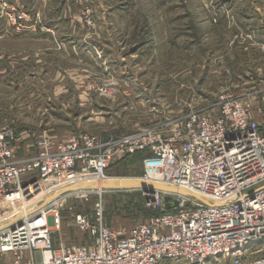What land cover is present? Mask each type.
Returning <instances> with one entry per match:
<instances>
[{
	"label": "rangeland",
	"instance_id": "1",
	"mask_svg": "<svg viewBox=\"0 0 264 264\" xmlns=\"http://www.w3.org/2000/svg\"><path fill=\"white\" fill-rule=\"evenodd\" d=\"M263 38L264 0H0V130L13 131L14 147H37L46 137L52 151L71 134L109 141L147 128L170 131L223 98L264 120ZM142 174L137 156L108 177ZM74 179L51 194L66 203L56 245L87 239L74 225L80 212L95 218L101 209L108 225L125 234L161 215L135 211L142 198L147 204L142 191L61 194ZM225 263L231 264H205Z\"/></svg>",
	"mask_w": 264,
	"mask_h": 264
},
{
	"label": "built area",
	"instance_id": "2",
	"mask_svg": "<svg viewBox=\"0 0 264 264\" xmlns=\"http://www.w3.org/2000/svg\"><path fill=\"white\" fill-rule=\"evenodd\" d=\"M11 28L25 30L15 23ZM102 137L71 134L55 152L43 137L36 156L17 161L13 131L0 130V254L11 256L10 264H264V121L252 119L238 100L223 98L210 111H193L170 131ZM136 154L144 157L143 179L186 187L208 202L173 196L180 208L126 234L111 228L101 209L95 218L80 212L74 225L87 243L56 245L66 203L58 198L42 206L44 196L57 191L53 185L107 180L115 163ZM144 196L148 208L165 211V194Z\"/></svg>",
	"mask_w": 264,
	"mask_h": 264
},
{
	"label": "water",
	"instance_id": "3",
	"mask_svg": "<svg viewBox=\"0 0 264 264\" xmlns=\"http://www.w3.org/2000/svg\"><path fill=\"white\" fill-rule=\"evenodd\" d=\"M111 190H132V191H142L144 193H153L160 192L165 194V211H171L173 209L180 208V202L173 198V196H182L187 198H193L197 201L204 202L206 201L202 198H198L192 195H189L183 190L176 189L173 187H168V185H159L150 183L143 178H110L107 181L102 182L101 184H76L64 191L61 194L66 192L72 193H81V192H90V193H104ZM56 199V198H54Z\"/></svg>",
	"mask_w": 264,
	"mask_h": 264
},
{
	"label": "crops",
	"instance_id": "4",
	"mask_svg": "<svg viewBox=\"0 0 264 264\" xmlns=\"http://www.w3.org/2000/svg\"><path fill=\"white\" fill-rule=\"evenodd\" d=\"M226 1H223V3H225ZM216 4H220V5H216V7L219 9V10H222L223 9V4L221 2H217ZM223 13V12H222ZM221 13V14H222ZM2 30L6 33H8L7 29L6 28H2ZM1 30V32H2ZM263 41V44H264V38L262 39ZM264 120H261L260 122H263ZM56 140V139H55ZM57 141H58V144H57ZM65 141V140H64ZM63 140H56V142L54 143L53 145V149H52V152H55L57 151V146L61 143V142H64ZM15 142V141H14ZM15 146L14 147V143H13V151H14V159L17 160V161H21V160H25V159H28V158H31V157H34L37 155V151H38V148L35 146V143H32V142H29L27 144H22V142L20 144L18 143H15ZM75 180V179H74ZM85 180V179H84ZM77 181H82V180H77ZM62 184V182H61ZM12 261L11 257L9 256H5V255H1L0 254V264H10ZM226 264V263H225Z\"/></svg>",
	"mask_w": 264,
	"mask_h": 264
},
{
	"label": "bare ground",
	"instance_id": "5",
	"mask_svg": "<svg viewBox=\"0 0 264 264\" xmlns=\"http://www.w3.org/2000/svg\"><path fill=\"white\" fill-rule=\"evenodd\" d=\"M108 179H110V178H108ZM107 179V180H108ZM107 180H103V181H97V180H92V181H78V182H71V183H69V184H67V185H65V186H63L60 190H66V189H68V188H70V187H72V186H74V185H76V184H82V183H85V184H101L102 182H104V181H107ZM148 182H150V183H154V184H159V185H166V184H164V183H161V182H154V181H148ZM60 185H61V183L60 182H58V183H56V184H54L53 185V190L55 191V190H58L59 189V187H60ZM173 187V188H176V189H180V190H183V191H185L186 193H188L189 195H192V196H195V197H198V198H201L197 193H195V192H193L192 190H190V189H188V188H186V187H177V186H171V185H168V187ZM61 192V191H60ZM99 193V192H98ZM101 194V193H100ZM42 196H43V194H42ZM41 196V197H42ZM44 198H45V200H44V203H43V205L42 206H44V205H47L50 201H52V200H54V198H56L55 196H52V195H49V196H47V194L44 196ZM58 198V197H57ZM206 201V200H205ZM206 202H208V201H206Z\"/></svg>",
	"mask_w": 264,
	"mask_h": 264
},
{
	"label": "trees",
	"instance_id": "6",
	"mask_svg": "<svg viewBox=\"0 0 264 264\" xmlns=\"http://www.w3.org/2000/svg\"><path fill=\"white\" fill-rule=\"evenodd\" d=\"M137 156H142V158L144 159V157H143L142 154H136V155H134V156L131 157V158H128V159H126V160H123V161H120V162L115 163L113 166H115V165H117V164H119V163L125 162V161L133 160V159L136 158ZM113 166H112V167H113ZM112 167H111V168H112ZM111 168H110V169H111ZM142 177H143V174H142L141 178H142ZM151 210H152V209H150V208L147 207V204H146V202L144 201L143 198H142V202H139V205L135 207V211H136V212L141 211V212H139V213H141L142 215H144V214L147 215V214H149V213L153 215V212H151ZM160 212H161V215L167 213L166 211H160ZM161 215H160V216H161ZM157 217H159V216H157ZM151 218H156V217H149V219H151Z\"/></svg>",
	"mask_w": 264,
	"mask_h": 264
}]
</instances>
